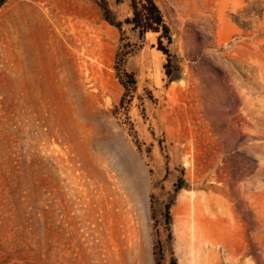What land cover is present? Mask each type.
<instances>
[{
	"label": "rangeland",
	"instance_id": "1",
	"mask_svg": "<svg viewBox=\"0 0 264 264\" xmlns=\"http://www.w3.org/2000/svg\"><path fill=\"white\" fill-rule=\"evenodd\" d=\"M153 2L0 0V264H264V0Z\"/></svg>",
	"mask_w": 264,
	"mask_h": 264
},
{
	"label": "trees",
	"instance_id": "2",
	"mask_svg": "<svg viewBox=\"0 0 264 264\" xmlns=\"http://www.w3.org/2000/svg\"><path fill=\"white\" fill-rule=\"evenodd\" d=\"M134 1V4H133V6H134V9H135V11H136V4H135V1L136 0H133ZM150 3H151V5H152V9H155V11L157 12V14H154V16H146L147 17V19H149V20H153L154 22H156L157 23V25L158 26H160L162 23H163V19H162V17L160 16V14H159V10H158V8L156 7V5L154 4V2H153V0H148ZM102 7H103V9H104V11H105V14L106 15H108L109 13H110V10L108 9V7H107V3H106V0H102ZM136 13V16L134 17V21H136V24L137 23H139L138 21L139 20H135V18L137 19V14L139 15V12H135ZM107 19L111 22V23H113V24H116V25H118V26H120L121 24L120 23H116L112 18H109V16H107Z\"/></svg>",
	"mask_w": 264,
	"mask_h": 264
},
{
	"label": "bare ground",
	"instance_id": "3",
	"mask_svg": "<svg viewBox=\"0 0 264 264\" xmlns=\"http://www.w3.org/2000/svg\"><path fill=\"white\" fill-rule=\"evenodd\" d=\"M221 11V10H220ZM223 21V20H222ZM221 32V31H220ZM221 34H222V32H221ZM194 239V238H193ZM203 255H205V253H203ZM208 256V255H207ZM210 256V255H209ZM206 260H207V257H201V262H206ZM210 262V261H209Z\"/></svg>",
	"mask_w": 264,
	"mask_h": 264
}]
</instances>
